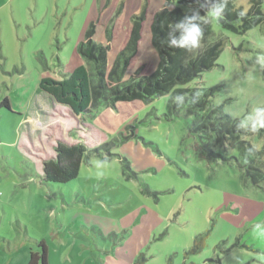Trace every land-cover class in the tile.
I'll return each instance as SVG.
<instances>
[{
	"label": "rangeland",
	"instance_id": "1",
	"mask_svg": "<svg viewBox=\"0 0 264 264\" xmlns=\"http://www.w3.org/2000/svg\"><path fill=\"white\" fill-rule=\"evenodd\" d=\"M148 1L137 65L154 68L149 26L164 0ZM143 2L0 0V264H28L40 242L48 264H264V179L259 188L245 187L234 162L210 171L194 153L192 118H164L167 96L148 104L118 102L73 119L38 89L41 79L58 80L75 68L68 64L81 58L77 46L90 23L92 41L103 43L122 6L121 34L108 56L113 63ZM235 6L246 12L248 0ZM182 10L198 11L225 41L216 66L191 85L222 86L214 105L245 126L256 124L245 140L262 164L264 65L256 58L264 56V23L237 34L200 6ZM4 100L9 110L1 107ZM119 135L129 139L108 149L106 161L91 156L76 179L43 182L42 163L54 157L57 140L94 149ZM226 148L227 157L239 158ZM115 155L129 162L131 177ZM142 186L153 194H142Z\"/></svg>",
	"mask_w": 264,
	"mask_h": 264
},
{
	"label": "trees",
	"instance_id": "2",
	"mask_svg": "<svg viewBox=\"0 0 264 264\" xmlns=\"http://www.w3.org/2000/svg\"><path fill=\"white\" fill-rule=\"evenodd\" d=\"M173 2L164 0L163 8L154 14L149 26L150 44L158 60L154 68L149 63L137 65L140 45L145 39L142 32L149 6V1L144 0L140 12L130 18V28L121 40L113 63H109L108 56L121 34L117 20L122 6L105 27L103 43L92 41L95 25L93 22L88 25L77 46L85 65L61 75L58 80L41 79L38 89L52 102L68 108L76 117L101 107H112L118 102L140 101L148 104L167 96L163 115L165 119L192 118L188 134L194 138L193 149L197 158L206 163L210 171H214L218 164L230 167V163L234 162L238 166L243 185L247 187L250 183L254 188H259L264 179V162L261 164L257 161L261 153L245 140L249 132L257 130L256 124L245 126L240 118L225 114L223 106L214 105L213 99L222 86L205 88L191 85L195 79L216 66L225 41L214 34L207 19L197 16L193 19L194 15L185 13L182 7L203 5L206 13L223 9L218 18L220 26L244 34L264 23L263 0H248L246 12L235 6V0H179L178 6L170 9ZM185 16L203 29L200 46L193 51L168 46L169 31L178 39L180 31L174 25L181 21L188 23ZM40 57L43 60L42 55ZM131 71L133 73L129 74ZM1 107L9 110L7 100L1 103ZM258 130L264 132V127ZM128 139V136L119 135L94 149L84 143L70 144L57 140L53 147L54 157L42 163V180L46 183L66 184L78 177L81 166L88 164L91 156L106 161L103 154ZM226 147L235 150L239 158L227 157ZM215 149L222 150L223 154ZM118 158L123 175L131 177L129 162ZM142 188V194H153L146 186ZM38 247L39 251L30 253L28 264H48L44 243L40 242Z\"/></svg>",
	"mask_w": 264,
	"mask_h": 264
},
{
	"label": "clouds",
	"instance_id": "3",
	"mask_svg": "<svg viewBox=\"0 0 264 264\" xmlns=\"http://www.w3.org/2000/svg\"><path fill=\"white\" fill-rule=\"evenodd\" d=\"M203 7V5L201 6ZM223 12V9L219 11H208L207 15L210 19H218ZM198 16V11L195 13L193 19ZM188 23L181 21L174 25L176 29L180 31V37L174 38L171 31L168 33V46L170 48H181L193 51L200 46L201 38L203 36V29L196 23H192L187 16L184 18ZM257 62L264 65V56H257ZM250 154V150H249Z\"/></svg>",
	"mask_w": 264,
	"mask_h": 264
},
{
	"label": "crops",
	"instance_id": "4",
	"mask_svg": "<svg viewBox=\"0 0 264 264\" xmlns=\"http://www.w3.org/2000/svg\"><path fill=\"white\" fill-rule=\"evenodd\" d=\"M100 38H101V36H100ZM71 64L76 65V66H75V68H76V67L82 65V60H81V58H80L79 56H78V57H75V59H73L72 61H70L68 65H71ZM60 65H61V64H60ZM61 66H62V65H61ZM75 68H73L72 71H73ZM72 71H71V72H72ZM44 95H45V94H44ZM46 97H47V96H46ZM46 97H45V98H46ZM46 101L50 102L51 104L54 103V102H52L48 97L46 98ZM60 106H61V105H60ZM62 107H64V106H62ZM65 108H66V107H65ZM66 110L70 113V111L68 110V108H66ZM72 117H73V116H72ZM73 119H75V117H73ZM25 121H27L28 123L32 124L31 122H34V119H33L32 116H28V117L25 119ZM66 142L69 143L68 141H66ZM70 144H72V143H70Z\"/></svg>",
	"mask_w": 264,
	"mask_h": 264
},
{
	"label": "water",
	"instance_id": "5",
	"mask_svg": "<svg viewBox=\"0 0 264 264\" xmlns=\"http://www.w3.org/2000/svg\"><path fill=\"white\" fill-rule=\"evenodd\" d=\"M71 114V113H70ZM72 115V114H71ZM73 117H75V116H73Z\"/></svg>",
	"mask_w": 264,
	"mask_h": 264
}]
</instances>
